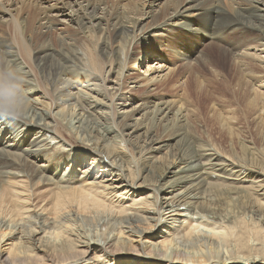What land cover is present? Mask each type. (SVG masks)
Segmentation results:
<instances>
[{"label": "bare ground", "instance_id": "obj_1", "mask_svg": "<svg viewBox=\"0 0 264 264\" xmlns=\"http://www.w3.org/2000/svg\"><path fill=\"white\" fill-rule=\"evenodd\" d=\"M34 24L73 33L36 47ZM173 29L204 46L171 48L178 76L153 65ZM53 50L48 92L37 59ZM0 56L31 98L27 121H0V264H264V172L198 139L240 137L230 100L264 122V0H0Z\"/></svg>", "mask_w": 264, "mask_h": 264}, {"label": "rangeland", "instance_id": "obj_2", "mask_svg": "<svg viewBox=\"0 0 264 264\" xmlns=\"http://www.w3.org/2000/svg\"><path fill=\"white\" fill-rule=\"evenodd\" d=\"M207 19H208V17H204L203 19H199L198 20V23L201 24L205 28V31H208V29H207L208 25H210L212 27H215L214 24H211V23L207 22ZM217 20H218L217 23L219 25H225L229 21V19L227 17H226V19H225V17H223V18L219 17ZM181 21H185L187 23V20L184 17H182ZM176 22H178V21H176ZM36 25H37V23H36ZM33 27H34L33 29H35V31L33 30V32H34L33 33V36H34L33 38H34V40L37 41V43H36V41H34V44H36L35 46L36 47L40 46V44H42V42H44V41H46L48 39L47 41H49V40L50 41H49V43L48 42L47 43L51 46L52 49H55V50H59V48L61 47L60 46L61 44H59V43H61V40H59L60 37H66L65 35H67V34H68L67 37H69V36H72V33H73L72 29H66V31H64L65 30L64 27H66V26L61 27V28H56L55 30H53V32H52L53 34L51 32H48L47 34L44 33V31H41L40 29H38V27H35V24H34ZM238 27L240 29V26H235L233 28V31H231V34L229 35V37L231 38V41H233L235 39L236 40L240 39L239 34H243L241 32V30L239 31ZM235 29H236V31H235ZM163 33H165V31ZM204 34H205V32H204ZM198 38L199 39L202 38V33L199 35ZM198 38H196V39L195 38H189V36L187 35L186 32H184V31H182L180 29H173L171 32H169L167 34L166 37L161 38V43H163L162 45L164 47L162 49H161V47H158V50H160V57L162 58V60H157V61L153 62V65H155V67H156L157 66L156 62H158L160 65H163L162 61H165V64H168L169 66H171V69L173 67V72H174L175 76H178V74L182 73V70H181V67H179V65H176V59L173 57L172 53L170 52L172 50L171 48L173 46H176L177 51L182 50V49L183 50H187L188 49L189 51H192L194 49L196 50V48L199 47L200 50L202 51L204 46L203 45L200 46V41L197 40ZM39 39H41V40H39ZM100 39H102V37H100ZM101 41L103 43V39ZM165 44L168 45L166 48H165ZM213 44H215V43H213ZM149 45H150L149 41H146L143 46H139V47L136 46L134 48V50L136 52L135 55H138V56L140 55L141 58H140V60H138V59L136 60L137 62H135V64L133 65V68L137 67L138 65H141V60L142 59L147 61L148 58L151 59V57L155 56L153 53L155 52L154 50H155L156 45L154 47H151L152 48L151 50H148V51L145 52V48H149ZM218 46H220V45H218ZM221 46H223V45L221 44ZM55 50H53V51L55 52ZM213 50H211L210 52H209V50H206L207 55L210 57L211 60L214 61L213 66H216L219 69L227 72V74L232 73L234 70L232 71L233 68L231 67L232 66L230 64L231 62H229L230 58L229 57H224L223 53L218 51V50H214V51ZM216 51H218V52H216ZM166 52H167V54H166ZM54 54H55V56H54ZM148 55H149V57H148ZM41 57H43V59ZM57 58H58V56H57V54L55 52V53H53L52 56H50V57L46 56L45 58H44L43 55H39V58L37 59V62L41 61V63H43V66H42L43 70L38 71V74L40 75L39 77L43 76L40 79L42 81H44L45 87H46V84H47L46 89L48 90V92L51 91V87L53 86L52 73L54 74V73L57 72V70L60 69V67L57 66V62H56V61H58ZM52 61H54V63H52ZM49 63H50V65H49ZM52 65H54L53 68H52ZM141 68H142V65H141ZM214 69L216 71H218L216 68H214ZM207 71H209L208 68H200L198 65H197V68L195 69V72H198L199 74H202L200 76L201 80L203 78H210V77L213 76V73H212L211 70L209 72H207ZM72 72H75V74H78L79 71L76 72V71L72 70ZM75 76H77V75H75ZM75 76H72V77H75ZM82 76H83L82 74L79 75V77H82ZM80 84H83V83H79L78 85H80ZM48 87H49V89H48ZM130 87L131 86H129V89H130ZM226 88H231V86L229 85V86L224 87V89H226ZM129 89H125L123 92L127 91V93H132V94H136L137 93L138 94L141 91V89H139V88L138 89H134L133 91L129 90ZM151 90H153V89L151 88L150 91ZM150 93H152V94H157V93L161 94L162 93L163 94V93H167V92H162V91L160 92V90H154V92L151 91ZM168 93H170V91H168ZM230 102L234 105L233 108H235V111H234L235 115L238 118L241 117V119H242V120H238L239 121L238 128H240L241 132H242L240 137H238V138H198V139L202 143H205L206 141L213 143L215 146H217L219 151L224 156H227V157H230V158H235L237 160L242 161L243 163H245L247 165H257V166L261 167V170L264 172V170H263L264 169V122H259L258 120L255 119L259 111H256V113H252V114H250V113L247 114L246 113L247 115L245 117L244 114H243V111L240 108H238L241 103L233 101V100H230ZM71 104L72 105H70V103L67 104L66 107H69V105H70V107H72V112H73V109L77 112V107L73 104V102H71ZM221 105L224 106L223 103L220 102L217 105V107L220 108ZM57 110H59V109H57ZM224 111H225V108H224ZM234 112L233 111H229L228 114L229 115H233ZM70 115H71V113L69 112V116L68 117H70ZM242 117H245V118H242ZM134 155H133V158H135ZM188 156H191V152L190 151L188 152ZM42 192H44L43 189L42 190H37V192H36L37 194L36 195L41 194ZM113 201L128 204L130 202V197H128V198L127 197H125V198L124 197H120L119 198V196H118L115 199H113ZM85 229H87V228H85ZM92 230H93V228H88L86 230L87 232H85V234L88 235V233H90V231H92Z\"/></svg>", "mask_w": 264, "mask_h": 264}, {"label": "clouds", "instance_id": "obj_3", "mask_svg": "<svg viewBox=\"0 0 264 264\" xmlns=\"http://www.w3.org/2000/svg\"><path fill=\"white\" fill-rule=\"evenodd\" d=\"M30 114V91L22 72L0 56V121L25 122Z\"/></svg>", "mask_w": 264, "mask_h": 264}]
</instances>
